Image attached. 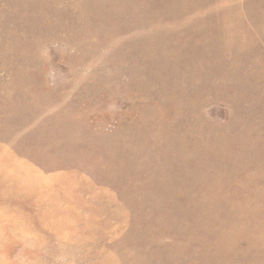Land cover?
Returning <instances> with one entry per match:
<instances>
[{"label": "rangeland", "instance_id": "1", "mask_svg": "<svg viewBox=\"0 0 264 264\" xmlns=\"http://www.w3.org/2000/svg\"><path fill=\"white\" fill-rule=\"evenodd\" d=\"M0 264H264V0H0Z\"/></svg>", "mask_w": 264, "mask_h": 264}]
</instances>
